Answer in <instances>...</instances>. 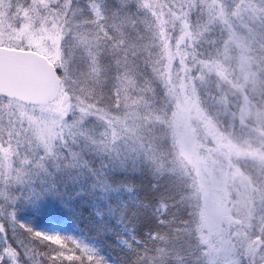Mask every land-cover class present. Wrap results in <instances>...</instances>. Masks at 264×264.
Returning a JSON list of instances; mask_svg holds the SVG:
<instances>
[{
	"label": "rangeland",
	"instance_id": "obj_1",
	"mask_svg": "<svg viewBox=\"0 0 264 264\" xmlns=\"http://www.w3.org/2000/svg\"><path fill=\"white\" fill-rule=\"evenodd\" d=\"M71 1L0 0V44L39 50L62 77L49 102L0 94V260L44 264L6 239L7 215L48 243L49 264H117L74 224L31 220L18 201L65 182L108 203L132 196L119 175L132 173L169 188L137 264H264V0H135L149 9L151 78L126 58L110 69L101 0L86 3L90 25ZM125 216L118 225L137 229Z\"/></svg>",
	"mask_w": 264,
	"mask_h": 264
},
{
	"label": "trees",
	"instance_id": "obj_2",
	"mask_svg": "<svg viewBox=\"0 0 264 264\" xmlns=\"http://www.w3.org/2000/svg\"><path fill=\"white\" fill-rule=\"evenodd\" d=\"M88 0H72L71 7L74 10L75 19L89 18V25L94 21L91 19V11L86 5ZM107 35H101L102 45L107 48L103 50V58L106 59L110 69L121 67L127 60V66L132 70L136 69L139 74L150 77L148 60L144 62L145 56H141L144 48L147 47L149 34L146 31L144 18L148 15V8L142 7L135 0H101ZM77 27L79 23H76ZM88 25V26H89ZM10 42V41H9ZM113 72L112 70H110ZM122 183L131 184L134 182L132 196L124 191L122 194L110 196L108 203H104L98 196L93 198L91 191L73 187L70 188L64 183H53L56 185L38 186L35 193L29 190L21 195L18 208L21 212L30 215L31 220L37 222H58L63 225L74 224L77 231L87 237L94 239L100 247L109 255L114 257L117 264H137L134 255L136 249L148 246L153 248L156 241L150 235L159 229L157 202L163 192H168V184L163 178L152 179L151 175L119 174ZM76 184H72L75 186ZM126 213V221L135 222L137 229L129 230L127 226H119V215ZM6 239L12 245L30 249L32 253L49 264L51 261V250H48V243L44 242L38 235L25 229L24 225H17L8 216L1 219ZM74 227V226H73ZM158 234V233H157ZM139 238L141 242L132 240L131 248L126 247L124 242L130 237ZM159 237V236H158ZM7 247L6 244H3ZM36 245V246H35ZM0 247L1 241H0ZM132 249L135 251L132 252ZM34 250V252H33ZM43 250L44 254L40 253ZM73 258L74 264H93L90 260ZM8 258L3 255L0 264ZM33 260H24L23 264H32Z\"/></svg>",
	"mask_w": 264,
	"mask_h": 264
},
{
	"label": "water",
	"instance_id": "obj_3",
	"mask_svg": "<svg viewBox=\"0 0 264 264\" xmlns=\"http://www.w3.org/2000/svg\"><path fill=\"white\" fill-rule=\"evenodd\" d=\"M61 73L44 53L0 44V93L39 104L53 99L61 87ZM69 94L64 92L61 102Z\"/></svg>",
	"mask_w": 264,
	"mask_h": 264
}]
</instances>
